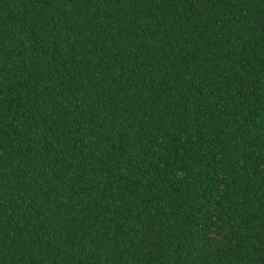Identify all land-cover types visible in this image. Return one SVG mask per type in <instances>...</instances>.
<instances>
[{"label": "trees", "instance_id": "obj_1", "mask_svg": "<svg viewBox=\"0 0 264 264\" xmlns=\"http://www.w3.org/2000/svg\"><path fill=\"white\" fill-rule=\"evenodd\" d=\"M0 264H264V0H0Z\"/></svg>", "mask_w": 264, "mask_h": 264}]
</instances>
